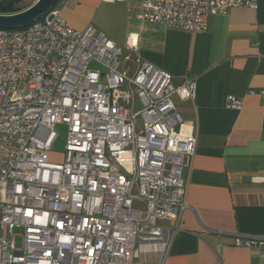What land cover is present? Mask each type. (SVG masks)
I'll return each mask as SVG.
<instances>
[{
  "label": "built area",
  "instance_id": "built-area-1",
  "mask_svg": "<svg viewBox=\"0 0 264 264\" xmlns=\"http://www.w3.org/2000/svg\"><path fill=\"white\" fill-rule=\"evenodd\" d=\"M141 1L140 19L189 32L231 7H258ZM128 40L135 48L137 37ZM122 52L94 24L72 27L56 7L22 28H0V264H153L146 253L169 252L190 207L183 168L197 145L174 96L185 90L195 99L198 84L176 85L150 62L130 77ZM243 105L228 97V107ZM58 125L67 126L65 156L53 162ZM235 244L264 245V235L237 234Z\"/></svg>",
  "mask_w": 264,
  "mask_h": 264
},
{
  "label": "crops",
  "instance_id": "crops-1",
  "mask_svg": "<svg viewBox=\"0 0 264 264\" xmlns=\"http://www.w3.org/2000/svg\"><path fill=\"white\" fill-rule=\"evenodd\" d=\"M55 7L72 27L92 23L115 41L120 69L130 77L150 62L176 85L197 80L195 99L185 90L174 96L183 130L197 133L183 168L190 207L167 255L148 252V261L264 264V245L235 244L237 234L264 235V0L213 14L206 30L192 32L140 19L141 0H58ZM231 95L243 98L241 109L227 106ZM161 223L171 226L169 219Z\"/></svg>",
  "mask_w": 264,
  "mask_h": 264
},
{
  "label": "water",
  "instance_id": "water-1",
  "mask_svg": "<svg viewBox=\"0 0 264 264\" xmlns=\"http://www.w3.org/2000/svg\"><path fill=\"white\" fill-rule=\"evenodd\" d=\"M57 0H37L28 8L9 15H0V28L18 29L41 18Z\"/></svg>",
  "mask_w": 264,
  "mask_h": 264
},
{
  "label": "rangeland",
  "instance_id": "rangeland-1",
  "mask_svg": "<svg viewBox=\"0 0 264 264\" xmlns=\"http://www.w3.org/2000/svg\"><path fill=\"white\" fill-rule=\"evenodd\" d=\"M37 0H19L17 2L18 7H25L27 5L33 4ZM127 3H125V8L127 9ZM124 13V12H123ZM122 15V13H121ZM125 15V14H124ZM122 62L123 59L121 58ZM124 64V63H123ZM58 137L53 145L52 150L50 151V160L53 162H61L64 160L65 156V140L67 134V126L66 125H58L57 126ZM141 204V202H138ZM16 232H22V228H16ZM1 234V231H0ZM22 237H17V246H21Z\"/></svg>",
  "mask_w": 264,
  "mask_h": 264
},
{
  "label": "trees",
  "instance_id": "trees-1",
  "mask_svg": "<svg viewBox=\"0 0 264 264\" xmlns=\"http://www.w3.org/2000/svg\"><path fill=\"white\" fill-rule=\"evenodd\" d=\"M18 1L19 0H0V15L14 14V13L20 12V11H22V10H24L30 6V5H27L25 7H18L17 6ZM57 1L50 8H48L44 14H46L51 9L55 8Z\"/></svg>",
  "mask_w": 264,
  "mask_h": 264
}]
</instances>
